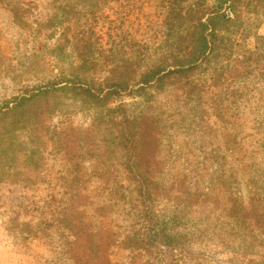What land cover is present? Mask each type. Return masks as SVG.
I'll return each mask as SVG.
<instances>
[{"label": "rangeland", "instance_id": "374dc122", "mask_svg": "<svg viewBox=\"0 0 264 264\" xmlns=\"http://www.w3.org/2000/svg\"><path fill=\"white\" fill-rule=\"evenodd\" d=\"M0 264H264V0H0Z\"/></svg>", "mask_w": 264, "mask_h": 264}]
</instances>
